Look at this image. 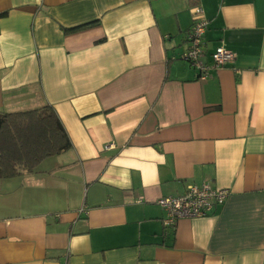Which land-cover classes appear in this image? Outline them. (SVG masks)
<instances>
[{
	"label": "crops",
	"instance_id": "0c3cea01",
	"mask_svg": "<svg viewBox=\"0 0 264 264\" xmlns=\"http://www.w3.org/2000/svg\"><path fill=\"white\" fill-rule=\"evenodd\" d=\"M44 104L71 147L0 178V264H264V0H0V112ZM190 184L229 194L165 228Z\"/></svg>",
	"mask_w": 264,
	"mask_h": 264
},
{
	"label": "trees",
	"instance_id": "16d2710c",
	"mask_svg": "<svg viewBox=\"0 0 264 264\" xmlns=\"http://www.w3.org/2000/svg\"><path fill=\"white\" fill-rule=\"evenodd\" d=\"M70 147L68 134L51 105L0 112V178L35 171L42 159Z\"/></svg>",
	"mask_w": 264,
	"mask_h": 264
},
{
	"label": "built area",
	"instance_id": "2783aa9c",
	"mask_svg": "<svg viewBox=\"0 0 264 264\" xmlns=\"http://www.w3.org/2000/svg\"><path fill=\"white\" fill-rule=\"evenodd\" d=\"M192 23L186 32L187 46L182 57L188 61L197 71V78L205 80L210 77V70L220 68L233 60L232 51L223 45L217 46L210 53V61H204L205 46L203 35L208 25L200 5L191 8ZM229 190L226 188H214L208 184H190L183 193L176 196H163L157 204L164 210L162 222L165 228L176 226L182 218L205 217L216 207L221 206Z\"/></svg>",
	"mask_w": 264,
	"mask_h": 264
}]
</instances>
